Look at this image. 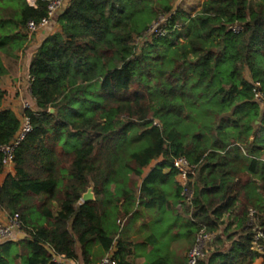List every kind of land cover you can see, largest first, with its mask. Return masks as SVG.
Returning a JSON list of instances; mask_svg holds the SVG:
<instances>
[{
  "label": "trees",
  "instance_id": "trees-1",
  "mask_svg": "<svg viewBox=\"0 0 264 264\" xmlns=\"http://www.w3.org/2000/svg\"><path fill=\"white\" fill-rule=\"evenodd\" d=\"M47 2L0 0V78L17 71L18 52L29 47L26 23H38ZM160 16L166 33L147 40ZM56 21L28 62L34 104L22 115L31 130L0 181V208L18 214L27 237L1 243L0 264L21 246L27 264H56L47 247L83 264L95 262L94 245L103 254L116 247V264H131L127 245L149 241L156 252L164 186L175 174L163 169L180 156L198 168L192 207L175 187L187 215L175 236L205 228L215 242L230 241L198 264H264L250 249L247 217L255 208L264 226V111L252 99L255 83L264 91V0H203L192 16L168 0H68ZM3 96L0 89V106ZM19 128L14 112L0 109V145ZM1 160L0 152V176ZM90 182L95 200L82 203ZM142 209L155 216L149 211L143 239L133 242L119 223ZM180 219L175 214L163 232ZM145 264L168 262L154 254Z\"/></svg>",
  "mask_w": 264,
  "mask_h": 264
},
{
  "label": "built area",
  "instance_id": "built-area-1",
  "mask_svg": "<svg viewBox=\"0 0 264 264\" xmlns=\"http://www.w3.org/2000/svg\"><path fill=\"white\" fill-rule=\"evenodd\" d=\"M30 3H34L35 0H29ZM68 0H48L46 6V15L40 19L38 23L29 20L26 23V31L31 38L40 29H49L51 31L52 26L57 24L56 16L65 6ZM166 18L160 16L158 20L148 28L149 37L152 35L159 36L166 33L165 26ZM234 31L240 29L239 26L234 25L231 28ZM147 35V36H148ZM252 99L259 104L264 111V91L260 89L259 84L255 83L252 90ZM28 107L27 104L24 108ZM31 130V125L28 117L20 116V128L16 132L14 138L4 145H0V152L2 154V168L3 173L9 174L14 169V150L18 143L23 139L24 135ZM198 165L190 163L186 157L180 156L173 159L171 166L168 169L175 170V178L177 184L180 186V201L187 207H192L193 190L189 186L193 177L197 171ZM259 213L255 208L249 207L247 210L248 226L253 232L250 249L258 254L264 255V226L260 221ZM21 221L18 214L10 216L6 224L0 222V244L6 241L14 240V232L21 230ZM217 233L215 231H207L205 228H200L196 234L195 240L192 246L187 250L185 257L187 264H198L204 259L207 244L211 242ZM47 251L51 255V260L56 264H83L78 259L68 258L63 254L56 253L51 248L47 247ZM90 264H116L113 257V252L108 251L99 260Z\"/></svg>",
  "mask_w": 264,
  "mask_h": 264
},
{
  "label": "crops",
  "instance_id": "crops-1",
  "mask_svg": "<svg viewBox=\"0 0 264 264\" xmlns=\"http://www.w3.org/2000/svg\"><path fill=\"white\" fill-rule=\"evenodd\" d=\"M168 1L172 6V10L181 9L186 14L191 15V16L200 10L201 4L203 2V0H168ZM58 28H59L58 24H55L54 26H52L51 31L49 29L38 30L31 37L32 39L29 42L28 49H26L24 52H21V53L18 52V54L20 55V59H19L17 71L15 73L10 72V73L4 74L0 78V89L4 91V96L1 101L0 109H10L17 115V112L19 111L21 104H24V105L27 104L28 107L32 108L34 104V99L30 95V91H29V76L27 73V65H28V62L32 54L35 52L36 48L43 41V39L48 34L56 31ZM161 160H162L161 157L152 160L149 164L150 166L149 165L147 166L149 167L147 172H145L144 174H147L151 170V168H153ZM168 172H169L168 168L163 169V173L166 174ZM3 176H5V173L1 174L0 181H2ZM176 186H177V181H176L175 176L167 179L166 185L164 186V206H163V210L160 212V214L161 213L162 214L160 215L161 220L159 223L161 226V229L156 237L157 238L156 243L158 246V250L155 252L154 245H152V243H149V241H146V245H144L142 248H139L138 250H129L127 252L126 258L130 259L131 264H135L134 260L136 259H140L138 260L136 264H145L146 262L150 261V259L154 256V254L156 256L163 255L166 258V261L168 262V264H175L174 256H176V254L174 252L173 244L178 239L177 237H180V235L172 236L169 233H164L163 229L166 228L174 220V215L178 213L177 211L179 210V207L181 206L179 204L180 201L178 199H175L174 197V190ZM145 210L151 211V213L153 214V210H148V209H145ZM153 216L155 215L153 214ZM150 217L147 216L146 218H141V217L137 218L135 219L134 223L136 225H139V224L144 225V223L150 222L151 220ZM9 218L10 216L8 212L4 208H0V222L6 224ZM13 236H14V240L12 241H17V240H21L25 238L26 233L22 230H18L14 232ZM129 247L130 245L128 246V249ZM77 248L79 252L78 245H77ZM187 248L189 247L187 246ZM115 249L116 247L111 249L110 251L112 252ZM92 251L94 255L93 261H95L100 256V255L99 256L97 255L100 253V249L98 248L97 245H94L92 247ZM80 259L81 258H79L78 261H81L82 263V260Z\"/></svg>",
  "mask_w": 264,
  "mask_h": 264
},
{
  "label": "rangeland",
  "instance_id": "rangeland-1",
  "mask_svg": "<svg viewBox=\"0 0 264 264\" xmlns=\"http://www.w3.org/2000/svg\"><path fill=\"white\" fill-rule=\"evenodd\" d=\"M31 39L32 38H30V40ZM146 39L147 40H151V38L149 37V35L146 36ZM30 40H29V42H30ZM143 41H144V39H141L139 37H135V42L136 43L137 42L138 43H141ZM245 76L247 78H249V75H248V71L247 70L245 71ZM23 108H24V104H21L20 105V108H19V111L17 112V115L19 116V118H20V116H21V114L23 112ZM58 151H60V148L59 147H58ZM69 162H70V156L69 157L64 156V161L61 162V166L67 167L68 164H69ZM148 168L149 167L144 168V173L147 172ZM135 180H137L138 184L141 181L140 179H135ZM112 189H113V186L111 185L110 186V190H112ZM35 202L38 203L37 200ZM51 208L53 210H56L57 209V203H54ZM142 210H143V213H140L138 215L139 218L140 217L141 218H146L147 216L151 215V213L149 211L144 210V209H142ZM177 212L180 214V216H181L182 219H180V221H177L176 224L170 229V235H172V236L175 235L177 231H180L181 233L183 232L181 230H183V228H184V226H183V224H184L183 222L185 221L184 218H187V215L184 213V210H183V207L182 206L179 207V210ZM119 224H120V226H121L122 229L125 228L124 234H126V235L128 234L127 237L129 238V240H132L133 242L141 241L143 239L145 233H146V227H142V226H140V224L139 225H136L134 223V221L133 222H129L128 220H126V218L125 219L123 218L120 221ZM137 228H140V230L137 231ZM222 229H223V227H222ZM181 233H180V237H177L178 239L173 244L174 252L176 254V256H174V263L175 264H183V262H185L184 260L186 259V257H185L184 254L187 252V249H189L192 246V244H193V242L195 240L196 234H197V232L195 234H193V236L191 237V240H190V237L187 238L185 235H182ZM26 237H27V235L25 236V238ZM223 239L224 240H223V242L221 244L215 242L214 239L207 244V247H206L207 250H206V254H205L204 259L206 258V256L209 253H211L212 251H214L217 248H221V249H224L225 250L226 248L229 247L230 241L226 240L224 236H223ZM128 246L129 245H127V247ZM187 246L189 248H187ZM130 247H129V250H138V248H135L134 245H132ZM113 248H115V247H113ZM112 252H114V251H112ZM16 253L19 255L18 257L17 256L14 257V255ZM25 254H26V249L23 246L17 247V248L16 247L11 248L10 255H8L7 257H5L6 258V264H27V262H26L27 257H25ZM20 255H22V257H20ZM97 255L98 256L100 255L99 258H101L105 254H103L101 252V250H100V253L97 254ZM99 258L97 260H99ZM97 260H95V261H97ZM138 260H140V259L134 260L135 261V264L138 262Z\"/></svg>",
  "mask_w": 264,
  "mask_h": 264
},
{
  "label": "water",
  "instance_id": "water-1",
  "mask_svg": "<svg viewBox=\"0 0 264 264\" xmlns=\"http://www.w3.org/2000/svg\"><path fill=\"white\" fill-rule=\"evenodd\" d=\"M50 112H55L54 109H50ZM93 187L94 184L93 182H90L89 186L87 187L86 191L82 193L80 197V201L82 203L84 202H89V201H94L95 200V195L93 192Z\"/></svg>",
  "mask_w": 264,
  "mask_h": 264
}]
</instances>
